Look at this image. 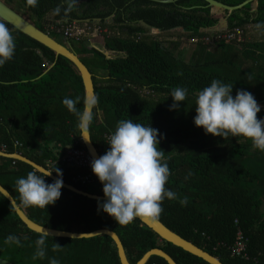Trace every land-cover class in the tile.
Wrapping results in <instances>:
<instances>
[{
    "label": "trees",
    "instance_id": "16d2710c",
    "mask_svg": "<svg viewBox=\"0 0 264 264\" xmlns=\"http://www.w3.org/2000/svg\"><path fill=\"white\" fill-rule=\"evenodd\" d=\"M5 1L12 6L18 3L39 28L60 41L62 35L51 30L50 24L88 19L108 27L109 31L100 37L106 48L124 51L126 56L109 58L95 47H88L85 38L79 43L69 39L93 73L97 105L89 129L99 153L107 149L105 134L114 130L118 120L132 119L157 129V146L169 169L165 187L177 194L174 199L160 202L158 219L218 256L224 264H264V151L254 148L249 139L205 134L193 124L195 93L212 79L232 84L233 96L236 89H245L264 105V40L206 43L203 36L211 32L202 29L214 26L218 17L205 0H78L66 16L63 0H38L35 7L27 5L26 0ZM219 1L237 5L244 0ZM257 3L255 16L250 12V2L231 11L228 28L263 25L264 0ZM56 7L61 13L48 17ZM140 20L162 31L183 27L188 38H197L191 59L178 57L181 40L166 41L149 34ZM0 22L15 38L12 59L0 66V150L19 152L46 167L48 160L57 161L54 170H60L63 180L103 194L91 168L60 161L68 145L85 147L75 115L61 103L65 96H79L81 101L85 96L79 72L66 57L1 18ZM98 70L108 71V79L98 80ZM174 87L186 88L187 94L184 101L178 102V108L170 110L169 95ZM76 108L80 110L82 103L78 102ZM260 116H264V106L257 113V118ZM33 170L24 161L0 155V183L40 224L76 231L110 228L120 236L132 263L158 246L178 264H210L164 240L138 218L117 224L97 210V198L63 186L60 197L45 208L24 205L15 191V180ZM87 172L92 173L91 182L73 179ZM52 180L45 177L46 183ZM185 197L186 202L181 204L179 200ZM238 229L246 237L248 258L230 254L229 246ZM9 235L15 236L19 244L6 240ZM39 235L22 222L0 193V257L17 264H48L49 258L57 259L59 264H122L114 240L106 234L82 238L43 234L44 258L34 259ZM145 264L168 263L163 257L151 255Z\"/></svg>",
    "mask_w": 264,
    "mask_h": 264
},
{
    "label": "clouds",
    "instance_id": "9594fccd",
    "mask_svg": "<svg viewBox=\"0 0 264 264\" xmlns=\"http://www.w3.org/2000/svg\"><path fill=\"white\" fill-rule=\"evenodd\" d=\"M63 15L74 9L78 0H63ZM38 0H26V4L35 7ZM61 13V8L52 10L53 15ZM15 49V38L9 28L0 22V66L11 60ZM232 84L217 79L195 93V115L193 124L203 129L205 134L222 138L243 137L249 139L254 148L264 151V116L257 118L261 111L254 96L245 89H236L232 95ZM187 89L174 87L170 90L172 104L169 109L179 107L178 102L185 100ZM82 103L78 110L76 104ZM62 105L76 117L77 128L86 129L93 121V108L97 105L94 96H65ZM98 111V109H97ZM162 135V134H161ZM158 130L149 124L122 119L116 122L106 142L105 152L90 161L91 172L102 184L104 199L97 198V210L103 211L117 224L124 225L134 218L156 219L162 211L160 202L165 198H176V193L165 187L169 169L162 160L163 151L158 148ZM84 140L82 135L80 136ZM56 178L50 183L45 177L53 171L33 170L15 180V191L19 200L26 206L45 208L60 197L62 176L59 169L54 170ZM186 202V197L179 200ZM6 240L19 244L12 235ZM43 234L35 241L33 258H44ZM48 264H59L55 258H49Z\"/></svg>",
    "mask_w": 264,
    "mask_h": 264
},
{
    "label": "water",
    "instance_id": "95a60500",
    "mask_svg": "<svg viewBox=\"0 0 264 264\" xmlns=\"http://www.w3.org/2000/svg\"><path fill=\"white\" fill-rule=\"evenodd\" d=\"M151 1L170 3V2H175L177 0H151ZM205 1L207 2V5L211 7V10L223 11V12L225 11L231 12L233 10L243 8V6H245L249 2L251 4L257 2V0H244L237 5H228L219 0H205ZM0 18L6 21L7 23H9L10 25H12L14 28L20 30L21 32L25 33L26 35L30 36L31 38L35 39L36 41L50 48L57 55H62L66 57L75 66V68L77 69V71L79 72L82 78L83 86H84V95L89 97L91 96L95 97V83H94L93 73L90 71L88 66L82 61L79 54L73 49L71 44H67L63 40L60 41L56 37H53L48 31L39 28L31 18L25 16L23 12H20L14 6L7 3L5 0H0ZM99 20L100 19H96V21ZM140 23L150 29H157L158 31H161L160 28L151 26L143 20H140ZM81 135L85 139H88V140H84L83 138H81V140H83L82 142L85 148L91 154L92 158L94 159L99 155H101L91 138L89 126L84 130H80V136ZM0 155L24 161L32 165L36 170L52 171L50 168L35 162L34 160L28 158L27 156L19 152H6L4 150H0ZM48 177L54 180L56 178V173L53 171ZM62 186L91 198L104 199L103 194H96L85 191L81 188H78L72 183L66 182L63 179H62ZM0 193H2L9 200L15 212L22 220V222L29 229L35 232L45 235H51V236L75 237V238L92 237L100 234H106L109 235L114 240L115 245L117 247L118 256L122 264H145L151 255H157L163 257L168 264H178L168 252H166L162 247H158V246L150 248L135 263H132L129 261L127 257L125 247L123 245L120 236L114 230L106 227H101V228L93 229L91 231H76V230H65V229L49 227L40 224L39 222L30 218L25 212V210L20 206V204L16 202L10 191L7 188H5L1 183H0ZM137 218L140 219L148 227H150L153 231H155L164 240L182 247L183 249L203 258L205 261H207L210 264H224L218 256L212 254L205 248L198 246L194 242L182 237L181 235L173 231L171 228H169L167 225H165L158 218L156 219H144L139 217ZM0 264H17V263L10 261L6 258L0 257Z\"/></svg>",
    "mask_w": 264,
    "mask_h": 264
},
{
    "label": "built area",
    "instance_id": "2783aa9c",
    "mask_svg": "<svg viewBox=\"0 0 264 264\" xmlns=\"http://www.w3.org/2000/svg\"><path fill=\"white\" fill-rule=\"evenodd\" d=\"M264 25V24H263ZM50 29L56 31L66 39H72L76 42H79L85 38L87 35L95 36L96 34L107 33L109 30L107 27L102 26L101 24L90 23L89 21H78L73 20L66 23H53L50 24ZM252 28V24L245 25H235L231 28L224 30L212 32L211 34H206L203 36V40L206 43H213L218 41H243L246 38L248 30ZM49 32V31H48ZM43 63V65H45ZM146 93L148 91L146 90ZM262 107L264 106L261 103ZM110 133L105 134L106 141L109 138ZM91 154L85 147H80L77 144L68 145L64 151V154L60 157L61 162L75 163L78 166H81L86 169H90V161L92 160ZM57 161L48 160V168L54 169V165ZM54 171V170H53ZM75 181H80L81 183H88L92 181V173L87 172L85 174H76L73 176ZM237 221V220H235ZM247 240L244 236V233L241 229H238L236 233L235 241L232 245L229 246L230 254L233 256H240L248 258L246 251Z\"/></svg>",
    "mask_w": 264,
    "mask_h": 264
},
{
    "label": "crops",
    "instance_id": "0c3cea01",
    "mask_svg": "<svg viewBox=\"0 0 264 264\" xmlns=\"http://www.w3.org/2000/svg\"><path fill=\"white\" fill-rule=\"evenodd\" d=\"M250 12L253 14V16L256 15L258 3H252L251 4ZM211 12L218 17L217 23L212 27L203 28V31L208 32H216L220 30H224L228 28L229 20L228 16L230 12H223V11H214L211 10ZM87 21V20H85ZM96 24H99L96 22ZM252 24V28H250L247 32L245 40H251V41H262L264 40V25L258 26L256 23H250ZM148 28V27H147ZM108 29V27H107ZM109 30V29H108ZM148 33L153 35H159V38L164 39L166 41L171 40H181L182 43L180 47L178 48L177 55L178 57H182L186 60H190L193 54V51L195 50V42L197 41V38H188L187 35H185L184 28L179 26L175 27L169 30L164 31H158L157 29H150L148 28ZM102 33L98 35V37L91 36V39L85 38V43L88 47H95L97 50H100L106 54L109 58H115V57H123L126 56V52L124 51H116V50H110L107 49L103 39H101ZM100 38L98 41L96 39ZM77 45V44H76ZM246 65V64H244ZM109 77L108 71L106 70H98L96 72V78L98 80H107ZM146 94V90L144 91ZM149 93V92H148ZM54 169L52 168V171ZM55 172V171H54Z\"/></svg>",
    "mask_w": 264,
    "mask_h": 264
},
{
    "label": "rangeland",
    "instance_id": "374dc122",
    "mask_svg": "<svg viewBox=\"0 0 264 264\" xmlns=\"http://www.w3.org/2000/svg\"><path fill=\"white\" fill-rule=\"evenodd\" d=\"M17 10H19L20 12H23L24 14H25V16H27V17H29V18H31L30 17V15L29 14H27V13H25L24 11H23V9H22V7L17 3V4H15V6H14ZM52 16V13H49L48 14V17H51ZM98 35L99 34H96L94 37H98ZM92 36V35H91ZM90 35H87V36H85V38L86 39H91L90 37H91ZM64 42H66L67 44H71V42H70V40L69 39H66L65 37H63L62 36V38H61ZM76 43H79V42H76ZM71 46H72V44H71ZM77 46H78V44H77Z\"/></svg>",
    "mask_w": 264,
    "mask_h": 264
}]
</instances>
